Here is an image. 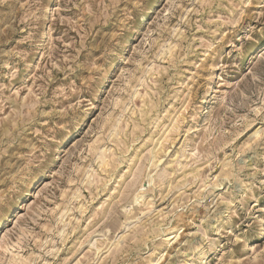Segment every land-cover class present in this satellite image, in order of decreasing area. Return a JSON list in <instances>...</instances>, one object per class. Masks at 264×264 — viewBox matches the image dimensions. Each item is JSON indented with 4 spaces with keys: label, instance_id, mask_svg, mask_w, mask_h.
I'll use <instances>...</instances> for the list:
<instances>
[{
    "label": "rangeland",
    "instance_id": "1",
    "mask_svg": "<svg viewBox=\"0 0 264 264\" xmlns=\"http://www.w3.org/2000/svg\"><path fill=\"white\" fill-rule=\"evenodd\" d=\"M0 264H264V0H0Z\"/></svg>",
    "mask_w": 264,
    "mask_h": 264
}]
</instances>
